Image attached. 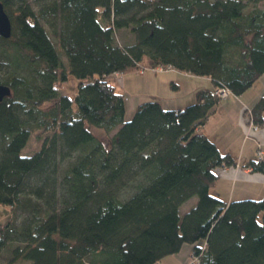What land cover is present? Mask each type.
I'll return each mask as SVG.
<instances>
[{
	"label": "trees",
	"instance_id": "obj_1",
	"mask_svg": "<svg viewBox=\"0 0 264 264\" xmlns=\"http://www.w3.org/2000/svg\"><path fill=\"white\" fill-rule=\"evenodd\" d=\"M261 1L0 0L11 22L0 36V83L10 87L0 205L13 211L0 224L2 264H155L190 242L188 264H264V195L211 194L217 169L235 162L196 131L221 100L212 90L238 96L264 73ZM143 65L210 77L213 89L182 108L142 101L125 121L108 75ZM69 75L73 95L60 91ZM243 115L264 123V92ZM90 125L115 131L103 140ZM32 134L40 146L22 154ZM247 164L264 174L263 158Z\"/></svg>",
	"mask_w": 264,
	"mask_h": 264
},
{
	"label": "crops",
	"instance_id": "obj_2",
	"mask_svg": "<svg viewBox=\"0 0 264 264\" xmlns=\"http://www.w3.org/2000/svg\"><path fill=\"white\" fill-rule=\"evenodd\" d=\"M162 72L165 73H159L161 74L157 76L159 81L157 83L155 82V84H159L158 87L169 84L170 88L175 90L170 97H173L174 93L182 91L184 78L181 77L186 76L190 79L197 77L198 79H201L192 84L191 91H186L180 95L181 99L185 98L184 101L175 99L173 108H182L184 105L194 102L195 92L198 89H213L214 84L212 83L210 77L191 75L186 72L177 71L173 68L172 70H165ZM136 73L139 74L141 72L137 71ZM126 76L127 75H122V73H118L116 75V82L120 84L122 89L132 88V85L134 84L132 78H127ZM246 91L238 96L231 93L227 96V99L219 100L214 108H212V111L207 115L204 124H201L196 128L197 132L208 135L209 139L216 144L221 153H230L235 162L229 166L219 167V169H217L219 177L210 187V192L224 201L251 198L244 197L242 194H239L241 197L234 198V190L237 183L241 184V188L246 187V184L250 186V183L248 182L252 180L264 183V174L254 171L252 167L247 164L250 163L251 160L258 159V150L263 151L262 158L264 160V123L261 124V126L256 125L257 128L252 129L251 126L249 127V123L243 115L245 107L249 106L260 93L264 92V87L259 88V90L253 89L252 91L245 93ZM177 93L175 94L176 96ZM244 94L246 97H243ZM151 98L157 99L164 106L165 102L157 94L151 93L147 99L151 100ZM220 179H222V182L228 183V187L221 193L219 192L218 187ZM231 184L234 185L233 188L230 187L232 186ZM242 190L243 192H246V194L249 192L253 193V191H248L246 188ZM263 191L264 185L261 186L260 189L256 190V194H258V196L253 197H260V194ZM188 251L189 247L187 246V248L185 247V252ZM189 254H191V252ZM175 258L176 260L174 261H178L179 255L175 256ZM182 263L187 264L185 260H183Z\"/></svg>",
	"mask_w": 264,
	"mask_h": 264
},
{
	"label": "rangeland",
	"instance_id": "obj_3",
	"mask_svg": "<svg viewBox=\"0 0 264 264\" xmlns=\"http://www.w3.org/2000/svg\"><path fill=\"white\" fill-rule=\"evenodd\" d=\"M258 6L264 8V1H261L259 3H257ZM58 52L60 54V61L62 63H66V59L65 57L60 53V48L58 47ZM144 67V65H143ZM165 70H172V69H164L161 71H156L153 69H149L147 66L144 68H139L137 71L141 72V73H136L135 71H128L126 73H122V75H127L126 77L132 78V81L134 82V84L132 85V88L129 89H122V87L120 86L119 83L116 82V87L117 89H120L121 92H123L124 94V103H125V108H124V120H130V118L133 115V111L135 109V107L140 104V102L142 101H146L148 100L147 98H149V95L151 93L157 94L165 103H164V108L167 109H172L173 108V104L175 103V99L180 100V101H184L185 98L181 99V94H183L184 92H189L192 89V84L198 80L197 77H194V79H190L186 76H183L181 78H184V83L182 84V91H178L177 96L175 95L176 93H174L173 97H170V95H172V93L175 91L173 89L170 88L169 84L167 85H161L158 87L159 84H155V82L157 83L159 81V79H157V76L161 75L162 71ZM143 71V72H142ZM161 73V74H159ZM182 74V73H180ZM110 79H112V74L108 75ZM115 78L116 81V74L113 76ZM148 78V79H147ZM147 79V80H146ZM77 80L69 75L67 80L64 81L61 85V92L62 93H68L69 95H73L74 90H75V86H76ZM264 73H262L258 79H256L254 81V83L251 85L252 87H249V89H247V91L245 93H247L248 91H252L254 90H259V88L264 87ZM190 94V93H188ZM176 96V97H175ZM243 97H246L245 94L243 95ZM190 104V103H189ZM90 130L91 132L99 137L101 136V138L103 140H107L109 138L110 135L113 134V132L115 131V128L110 130L109 132H106L104 128L100 127V126H94V125H90ZM41 143V137L38 138L36 135L32 134L31 137L28 139L27 143L25 144V146L22 148L21 153L22 154H31L34 151H36ZM67 164V160L62 161L61 163V169H63V167ZM222 179L219 180L218 182V187H219V192H223L224 189H226L228 187V183L226 182H222ZM250 186L249 185H245L246 187H242L241 188V184L237 183L235 190H234V198H239L241 197L242 194L244 197H251L253 198V196H258V194H256V190L260 189L261 186L264 185V183H260L256 180H252L250 182ZM232 186H230L231 188L234 187L233 184H231ZM247 189L248 191H253V193L249 192L248 194H246V192H243L242 189ZM242 190V191H241ZM211 193V192H210ZM212 194V193H211ZM262 197L264 195V191L260 194ZM257 197V198H260ZM196 201V197L192 196L190 197L187 201L183 202L180 206V213H184L186 212L189 207L191 205H193ZM13 217V211L10 208L9 205H0V224L5 223L8 219ZM202 242V240H197L194 244L200 245V243ZM193 243H184L178 252L174 253V254H169L168 256H164L162 257L157 263L155 264H184L182 263L183 260H185V262L188 264L191 256H189L190 254V249L192 247ZM187 246L189 247V251L185 252V247L187 248ZM179 255V260L178 261H174L176 260L175 256ZM6 260V254H0V264H2L3 262H5ZM13 264H30L29 260H25V259H20L16 262H14Z\"/></svg>",
	"mask_w": 264,
	"mask_h": 264
},
{
	"label": "water",
	"instance_id": "obj_4",
	"mask_svg": "<svg viewBox=\"0 0 264 264\" xmlns=\"http://www.w3.org/2000/svg\"><path fill=\"white\" fill-rule=\"evenodd\" d=\"M11 32V22L0 2V36L8 37ZM10 94V87L0 83V102Z\"/></svg>",
	"mask_w": 264,
	"mask_h": 264
},
{
	"label": "built area",
	"instance_id": "obj_5",
	"mask_svg": "<svg viewBox=\"0 0 264 264\" xmlns=\"http://www.w3.org/2000/svg\"><path fill=\"white\" fill-rule=\"evenodd\" d=\"M151 69L156 70V71L157 70L161 71V69L164 70V69H171V68L168 66L167 67L155 66V67H151ZM210 94L212 96H218V98L220 99H227V96L231 94V91L228 87L217 86L216 89L210 92ZM248 123H249V127L251 126L252 129L257 128L256 124H254V122L251 119L248 121ZM257 153H258V159H262L263 151L258 150Z\"/></svg>",
	"mask_w": 264,
	"mask_h": 264
}]
</instances>
